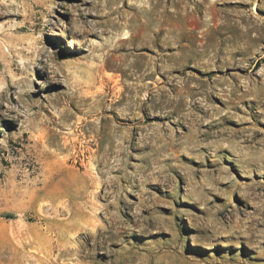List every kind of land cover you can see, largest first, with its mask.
<instances>
[{
	"label": "rangeland",
	"instance_id": "1",
	"mask_svg": "<svg viewBox=\"0 0 264 264\" xmlns=\"http://www.w3.org/2000/svg\"><path fill=\"white\" fill-rule=\"evenodd\" d=\"M0 264H264V0H0Z\"/></svg>",
	"mask_w": 264,
	"mask_h": 264
}]
</instances>
